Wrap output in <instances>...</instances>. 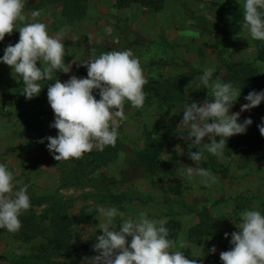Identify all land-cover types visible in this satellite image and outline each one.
Returning a JSON list of instances; mask_svg holds the SVG:
<instances>
[{
    "label": "rangeland",
    "instance_id": "rangeland-1",
    "mask_svg": "<svg viewBox=\"0 0 264 264\" xmlns=\"http://www.w3.org/2000/svg\"><path fill=\"white\" fill-rule=\"evenodd\" d=\"M36 10L41 13L36 20H49L50 23L42 21L49 34L64 30L65 53L75 59L74 68L81 70L77 78L87 77L83 62L90 59L88 53L100 55L131 49L135 44L131 38L137 37L136 42L141 43L137 46L145 50L141 51L146 52L144 55L149 59L142 64L149 69L145 75L147 83L158 81L164 84L170 78L197 71L201 77L209 66H215L213 79L223 82L225 65L230 62L250 64L264 82V62L256 60L258 41L242 30L243 15L237 0H163L158 12L138 5L120 7L117 0H89L86 15L75 22L61 18L60 3L55 0H25L23 14L26 20H32L31 13ZM20 27L22 25L16 24V30L5 36L2 41L5 47L18 43ZM167 33L172 36L181 34L184 40L178 41L179 37H175L168 45L164 39ZM153 34L161 40L150 41ZM109 35L112 41H108ZM138 35L146 39H139ZM117 38H121V42L115 41ZM0 47L2 57L5 47ZM166 68L181 74L166 77ZM200 77L175 90L182 98L179 96L172 106L145 89L146 100L142 108L136 109L125 103L124 108L133 110L134 114L128 117L123 127L120 125L116 141L120 152H112V160L98 166V162L85 163V158H90L94 149L79 159L60 162L54 159L47 148L48 141L44 139L55 137V129L50 127L54 123L51 116L44 115L45 126L37 130L40 136L29 138L27 131L32 125L27 122L26 114L32 108L26 105L19 108L16 104L17 97L26 99L22 94L23 81L15 78L11 66L0 63V163L13 172L15 181L29 186L27 194L32 212L40 214L53 203L70 217L79 213L87 216L73 227L71 245L74 251L57 258V262L82 264L84 257L97 254L90 253L88 246H93L95 236L102 234L98 229L99 206H115L125 213V218H135L145 211L151 219H167L168 238L175 242L172 250L183 252L186 258L196 260V264H222L220 253L231 249V233L239 231L235 224L240 222V213L246 209L264 212V163L257 156L248 153L241 158L236 154H224V159L218 160L205 151L206 159L198 164L194 165L189 159L188 153L198 149L185 139L186 133L180 134L178 126L185 104H202L210 99L208 90L200 84ZM94 95L99 99L98 90H94ZM245 103L247 101L239 97L230 111L240 112ZM170 111L174 120L166 127L165 115ZM155 112L160 114L157 118ZM255 116L252 108L241 113L239 122ZM19 123H22L21 131L16 127ZM148 138L161 140L164 147L161 161L167 168L153 176L127 165V160L136 158L137 150L146 145ZM42 139L43 143L40 142ZM33 141L37 145H33ZM204 142H209L207 137ZM80 159L84 165L77 168L75 164ZM189 166L208 170L215 181L204 185L196 179L188 180L183 176V170ZM108 178L115 183L108 184ZM105 184L108 185L105 187ZM20 186L17 184L16 189ZM105 188L113 195L125 194L127 199L136 201L119 205L110 203L104 200ZM39 201H43V205H37ZM28 213L26 211L21 216ZM200 224L208 227V234L201 236L198 242H191L190 233ZM1 232L0 264H23L31 253V244L5 229H0ZM225 233L229 234L227 238ZM128 241L130 243L131 237ZM213 246L215 253L210 252Z\"/></svg>",
    "mask_w": 264,
    "mask_h": 264
},
{
    "label": "clouds",
    "instance_id": "clouds-1",
    "mask_svg": "<svg viewBox=\"0 0 264 264\" xmlns=\"http://www.w3.org/2000/svg\"><path fill=\"white\" fill-rule=\"evenodd\" d=\"M237 2L243 15L242 30L253 40L264 42V0ZM24 7L25 0H0V42L16 30L18 22L23 24L18 29V43L5 47L0 63L11 66L15 78L23 81L22 94L32 99L43 88L41 81H51L57 71L69 73L71 63L64 62V30L49 34L47 25L36 20L41 15L38 10L31 13L33 22L25 23ZM38 61L41 67L37 66ZM83 66L87 68L86 78L72 76L63 83L56 79L48 84V103L55 114L50 127L58 132L55 137L44 139L58 162L79 159L93 149L115 146L120 125L127 118L125 102L136 109L145 104L147 80L131 49L94 55ZM214 72L215 66L206 67L200 77L210 99L202 104H185L178 126L180 134L186 133L185 139L198 149L188 153L194 165L206 159L205 151L223 160L227 139L246 133L253 123L251 118L239 122L241 113L264 101V90L251 91L244 97L247 103L241 105L240 112H231L241 96V88L232 82L213 79ZM94 90H98L99 99ZM258 128L264 136V121ZM205 137L209 142H204ZM183 176L204 185L215 181L208 170L199 167H187ZM17 184L21 185L18 189ZM28 187L22 181H15L13 172L0 163V229L9 233L20 230V216L31 208ZM97 212L98 229L102 232L95 236L93 248L97 254L84 257L82 264H196V260L186 258L183 252L172 250L175 242L168 238L167 219H151L145 211L135 218H125V213L115 206H99ZM235 225L239 231L231 233V249L220 253L222 264H264V212L246 209ZM228 235L225 233L226 238ZM215 251L213 246L210 252Z\"/></svg>",
    "mask_w": 264,
    "mask_h": 264
},
{
    "label": "trees",
    "instance_id": "trees-1",
    "mask_svg": "<svg viewBox=\"0 0 264 264\" xmlns=\"http://www.w3.org/2000/svg\"><path fill=\"white\" fill-rule=\"evenodd\" d=\"M55 1L60 3V15L66 21L75 22L81 20L86 15L89 0ZM117 2L120 7L138 5L155 12L161 10L163 6V0H117ZM256 60L264 62V42L258 41L256 44ZM198 74L197 71L193 74H184L183 76L170 78L164 84L158 81H149L144 89L150 91L151 94L159 97L162 101L169 102L172 106L179 96L182 98L175 90L187 86ZM223 82H232L237 87H240V98L242 100H245L244 97L251 91L259 92L264 90V82L260 80L257 70L250 64L243 62L227 63L225 65ZM253 113L256 116L254 118L251 117L253 123L248 126L246 133L234 135L227 139V147L224 154H236L244 158L250 153L257 156L258 160L264 163V136L261 135L258 128V125L264 121V101L259 106L253 108ZM120 149V145L116 142L115 146H107L103 150L91 152V157H86L85 163L88 165V162L90 164L93 161L98 162V166L105 165L106 162L112 160L111 153L118 154ZM163 150L164 147L161 145V140L148 138L146 145L142 149L137 150L136 158L127 160L128 168H136L141 173H146V175L149 174L150 176L159 172H165L167 168L161 161ZM81 162V159L76 162L77 168L80 164L84 165ZM108 182V184L115 183L111 178H108ZM108 184H105V187ZM103 197L104 200L117 205L125 201H136L133 198L127 199L125 194L113 195L106 188ZM43 203V201H39L37 205H43ZM28 212V214L20 216L22 224L20 230L12 233L14 237H22L25 243L31 244V253L24 259L23 264H62L61 262H57L56 259L66 257L74 251L71 245L73 227L79 222L84 221L86 215L79 213L74 217H70L65 210L60 209L59 206L57 207L53 203L46 206L40 214L31 210H28ZM207 228V226L200 224L193 229L190 233L191 242H198L201 236L208 234ZM2 233H0V236ZM88 249L90 253L95 252L91 244L88 246Z\"/></svg>",
    "mask_w": 264,
    "mask_h": 264
},
{
    "label": "crops",
    "instance_id": "crops-1",
    "mask_svg": "<svg viewBox=\"0 0 264 264\" xmlns=\"http://www.w3.org/2000/svg\"><path fill=\"white\" fill-rule=\"evenodd\" d=\"M37 21L38 22L45 21L46 23H50L49 20H37ZM26 22L27 23H31V22H33V20H26L25 23ZM19 24L23 26L22 23L18 22L17 25H19ZM175 37H179L178 41H183L184 40V36H182L181 34H179L177 36H175V35L172 36V35H169V33H167V34L164 35L165 43L169 45L171 43L170 41H173V38L175 39ZM161 38H162V36H161ZM108 39H109L108 41H112V36L109 35ZM139 39L145 40L146 38L139 36ZM136 40H138L137 37H136V39H134V37L131 38V41H134V43H135V44L131 45V51L133 52L134 57L139 60L141 66L143 68L144 76H145V75H147L148 70H149V69L147 70L145 68V63L147 61H149V59H148L147 55H144V53H146V52L141 51V50H144V49L138 47V46H140L141 43L140 42H136ZM149 40L150 41H159L161 39H159L158 35L153 34V36H151L149 38ZM115 41L121 42V38H117V40H115ZM2 43H5V42H1V44H0L4 48L5 44H2ZM95 46L97 47V46H99V44H95ZM169 47H172V46H169ZM0 49H1V47H0ZM175 52H177V51H175ZM102 53H105V52H102ZM177 53H180V52H177ZM88 54H89L87 56L88 58H94V55L95 56H99L98 53H95V52H94V55H93V53H88ZM144 61H145V63H144V65H142ZM64 62L66 64L71 63V71L69 73H63L61 71H57L56 75L55 74L53 75V79L51 81H48V80L41 81L40 83H41V86L43 88L41 89L39 95L34 97V98H32V99H27V98L26 99H20V97H17L18 100L16 101L17 102L16 104H19V106H18L19 108L21 107L20 105H26V106H28V108H29V106H31V108H32L31 111H28L27 114H26V117H28L27 122H29V124L32 125L27 131L28 134H29V138H31V139H34V137L40 136V134H38L37 130H39L40 128L45 126V123H43V121L44 122L46 121V117L44 115L53 117V118H51V120H53V122H54V115L55 114H54V111L52 110L50 104L48 103V97H47L48 84L54 83L56 79H59L63 83L65 81L69 80L72 76H76V75H78V73L81 72V70L74 68L73 64L75 62V59H73L72 55H68L67 56V53H65ZM37 63H39V65H37V66L41 67L40 62L38 61ZM165 74H166L165 76L167 77V76H172V75H175V74H181V72L180 73L179 72H174V71L171 72V70H168L166 68ZM199 77H200V75L195 76L193 78V82L196 81V79H198ZM21 87L23 89V83H22ZM0 89H2V86H0ZM125 103H129V102L126 101ZM46 110H49L50 112H45ZM124 111H125V115H126L127 118H126V120H124L122 122V124H121L122 127H123V125H125V121L128 120V117H131L132 114H134L133 110L130 111L129 109L124 108ZM42 112H45V114H42ZM51 113H53V114L51 115ZM159 115L160 114L158 112H155L154 116H156V118H157ZM173 115L174 114H173L172 111L168 112L167 115H165V118H167L166 119L167 122L165 123L166 127L171 125V122L174 120ZM35 120L36 121H40V122L35 124V123H33ZM20 126L22 127V123H21V125L19 123V125L16 126L19 131H21V129H23V127L21 128ZM17 128L13 127V129H17ZM57 132H58L57 129H55V131L53 132V135L56 136ZM33 142H34L33 145H37V143L35 141H33ZM94 151H99V149H94Z\"/></svg>",
    "mask_w": 264,
    "mask_h": 264
}]
</instances>
